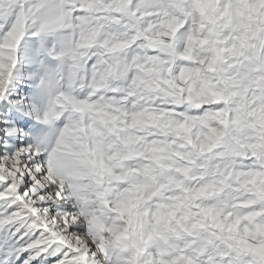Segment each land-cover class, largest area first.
<instances>
[{
  "label": "snow or ice",
  "instance_id": "snow-or-ice-1",
  "mask_svg": "<svg viewBox=\"0 0 264 264\" xmlns=\"http://www.w3.org/2000/svg\"><path fill=\"white\" fill-rule=\"evenodd\" d=\"M0 264H264V0H0Z\"/></svg>",
  "mask_w": 264,
  "mask_h": 264
},
{
  "label": "rangeland",
  "instance_id": "rangeland-1",
  "mask_svg": "<svg viewBox=\"0 0 264 264\" xmlns=\"http://www.w3.org/2000/svg\"><path fill=\"white\" fill-rule=\"evenodd\" d=\"M52 43V38H48L46 41H45V44L46 46H50ZM28 47L32 50H35L37 47H39V44L38 42H31ZM51 63V62H50Z\"/></svg>",
  "mask_w": 264,
  "mask_h": 264
}]
</instances>
